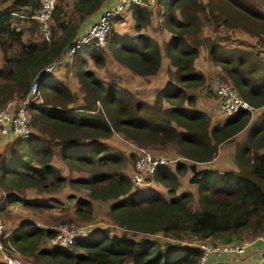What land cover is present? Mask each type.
<instances>
[{"label": "trees", "instance_id": "obj_1", "mask_svg": "<svg viewBox=\"0 0 264 264\" xmlns=\"http://www.w3.org/2000/svg\"><path fill=\"white\" fill-rule=\"evenodd\" d=\"M64 1L56 4L50 40L32 19L40 0H11V6L0 11V55L4 61L0 67V109L14 99L24 98L34 81L39 83L42 99V103L34 102L27 109L32 137L8 139L5 154L0 155V190L6 193L0 205L10 199L25 202L9 194H24L28 188L40 194L58 193L66 187L86 190L85 197L75 193L68 196L76 198L75 215L91 219V200L111 201L109 219L122 231L111 235L101 228L69 246L45 247L44 239L56 233L54 224L68 218L63 212L52 228L24 225L2 238L3 242L10 240L32 264H198L202 250L196 241L228 242L263 233L264 59L256 49L217 44L222 40L233 42L229 36L212 39L204 33L206 26L213 31L237 29L264 45L260 0H203L204 7L199 0H157L156 9L164 10V27L172 36L163 44V52L174 71L168 73V86L157 93L151 105L87 70L89 62L84 56L103 69L110 52L118 65L135 75L145 79L156 75L161 66V46L144 33L153 8L148 3L132 8L133 36H119L110 27L104 48L90 47L84 54L74 55L73 61L56 67H74L79 82L78 92H74L54 76V70L49 74L45 70L63 58L78 39L85 19L100 13L108 0H77L72 11L78 21L69 19ZM25 33L31 36L28 41ZM39 34L41 39L37 40ZM239 45L247 47L241 42ZM202 47L220 69L217 78L229 83L255 111L263 109L262 118L252 124L247 140L236 144L237 168L224 173L199 170L196 165L214 159L219 144L231 141L250 124L251 112H236L224 124L212 126L209 116L196 108L197 99L187 90L207 83L193 66ZM114 135L138 147L177 146V153L189 163L178 162L174 169L161 166L153 177L167 188L170 199L133 187L124 169L136 155L111 147L106 140ZM55 155L80 176H65L52 163ZM187 171L192 173L190 182L198 188V209L188 206L190 193H176L178 178ZM30 206L49 208L46 202ZM153 235L171 242L147 238ZM185 237L189 240L184 241ZM0 264L6 263L1 259Z\"/></svg>", "mask_w": 264, "mask_h": 264}, {"label": "crops", "instance_id": "obj_2", "mask_svg": "<svg viewBox=\"0 0 264 264\" xmlns=\"http://www.w3.org/2000/svg\"><path fill=\"white\" fill-rule=\"evenodd\" d=\"M117 1L118 0H108L107 3L105 4V6L101 9V12L113 8L114 4L115 5L117 4ZM155 1L148 0L147 5L151 6V8H152ZM131 11H132V9L123 11L120 14V17L123 18V16L129 12V15L131 18V13H132ZM101 12L95 14L91 18L85 19V21L83 22V27L81 28V30L79 32V35L83 34L88 29V27L90 25L95 23L97 18L100 16ZM115 22H118V21H114V23L112 25L114 27V29H116L117 27H120L117 25H119L121 23V22H118V23H115ZM121 25H123V24H121ZM148 28L149 27H147V29ZM147 29L145 31H147ZM132 30H133L132 34L135 33L133 28H132ZM161 32H163V34L159 33L158 37L154 38L157 41V43L161 46V51H162V59H161L160 69L156 75L147 79L148 82H144V84H147V87L144 88L145 89V97H142V98H139V96L137 97L138 99H140V100H142L145 103L150 104V105L155 102L157 93L168 86V83H169L168 73L170 71H172V72L174 71V68L171 66L169 59L165 56V54L162 50V44H165L166 42H168L172 38V36L170 33L165 32V30H162ZM241 37L243 38V41L241 42V44L247 43L248 45L251 46V48H245L242 45L238 46L239 42L237 40H234L233 42L232 41L231 42H225L222 40L217 44L220 46H224L225 44H228V46L243 48L246 50L256 49L260 52L261 57H264V50H263L264 45L261 46L260 44H258L256 41V38H251V37L247 36L246 34H243ZM252 47H254V48H252ZM201 49H200L199 57L194 61L193 66L197 72L202 73V75L207 80H210L214 74L217 77L220 69L218 67L214 66V64L212 62H210L211 69H203L204 64H201L199 66L200 61L203 58H207L206 54ZM84 59H86V58L84 57ZM65 64H67V62ZM207 64H209V63L205 62V65H207ZM0 67H2V65H0ZM70 67H71V65H70ZM59 69H60L59 74H57L56 72ZM54 73H55L54 76L57 77L60 81L64 82L66 85H68L74 92L75 91L78 92L79 88L74 90L73 87L70 85V83L73 79H75L76 82H78V80L75 77L74 73H72V72L70 73L67 70V68H65V65L57 68L54 71ZM124 75L130 76L129 73L124 74ZM214 86L215 85H213V87ZM128 90L131 91L129 88H128ZM132 93H134V92H132ZM211 93L213 94L212 99L214 101H216V103L218 104V102L215 98V93L212 92V90H211ZM81 96L82 95L80 94L79 97H81ZM197 102H196V104H197ZM79 104H80V102H79ZM217 106L219 107V104ZM165 107H168V105H166ZM196 107H197V105H196ZM197 109L202 111V112H205L209 116L212 126L216 125V124L222 125L226 122V120L228 118V116L225 115L221 111L220 108H218V110L215 109L214 114L211 112H207L203 109H200L198 107H197ZM262 114H263V109L257 110L256 112L255 111L252 112L250 124L244 130H242L240 133L235 135L231 141L223 142V143L219 144L215 158L209 162L197 163L198 164L197 169H199V170H203V169L216 170L219 173H224L225 171L232 170V169L235 170L237 168L235 165V161H234L236 144L237 143L241 144L243 141L247 140V137L249 135V131H250L252 124L258 123L259 120L262 118ZM114 136H118V135H114ZM108 140H110V139H108ZM108 140H106V142ZM9 143H10L9 140L0 139V155L5 154L6 148H7ZM262 151H264V149ZM172 158L176 159V162L170 166L172 168L178 162H181V161H184L186 163L189 162L185 158L181 157L177 153V151L175 152V155ZM52 163L55 164L56 166L60 167L63 171V174L65 176H67L68 178L78 177L77 175L79 173L71 172L69 170L67 164L59 156L55 155L52 159ZM132 170H133V167L131 169L130 166H127L124 169V172L130 177ZM189 175H190V173H189V171H187L185 173V175L181 176V177L186 176L187 178H189ZM151 183L145 185L141 189L150 190V188H148V186L151 185ZM154 183H155V181H154ZM156 185H158L159 187L157 188V190L155 192L162 195L163 194L162 191H164L166 187H164L160 183L156 184ZM73 193H74L73 190L69 187H66L61 192L54 193V194H50V193L40 194L34 188L26 189L24 194H18V192H11L9 194L10 197L24 198L25 202H23V200L19 201V200L10 199V202H8V200H7V203L5 205H3V206L0 205V207L2 206V208H3L2 214H4L3 218H4V222H5L4 237L6 238V237L12 235L21 226L30 225L33 223L39 227L52 228L53 226H51V225L54 223V220L61 215V212H59V213L57 212L56 207H52L53 203H54L53 201H55L54 198H57L58 200H60L62 205L66 208V210L69 211L70 213L74 214V211L76 209L75 201L72 202L68 198V196L70 194H73ZM162 196L164 197V195H162ZM3 197H4L3 192L0 190V200H2ZM43 198H45V199H43ZM50 200H52V202H50ZM44 201L46 203H48L49 208L37 209V208L30 206L32 204L42 203ZM97 202H103V201L91 200L93 213L95 211V206H97ZM110 202L111 201L107 202L108 205ZM104 203H106V202H104ZM17 214H18V216H17ZM35 216H37V217L35 218ZM34 218H35V220H34ZM95 227H96V225L93 224V227L89 229V235H91L92 233H94L95 230H97ZM115 227L118 228L120 230V233H121V231H122L121 228H119L117 226H115ZM114 234H118V233L114 232ZM111 235H113V234H111ZM251 238L252 237H250V236H246V237L242 236L240 238H233V240H230L228 242L227 241H221L218 243H236L238 241L249 240ZM44 242H46V244L48 246L49 245V238L46 237L44 239ZM196 242L199 243V241H196ZM1 259L4 260L3 255H2V251L0 249V260ZM206 264H264V242L254 241L252 244H250L248 247H246L245 251L241 254H234V253H227V252L220 253V254L210 253L207 256Z\"/></svg>", "mask_w": 264, "mask_h": 264}, {"label": "built area", "instance_id": "obj_3", "mask_svg": "<svg viewBox=\"0 0 264 264\" xmlns=\"http://www.w3.org/2000/svg\"><path fill=\"white\" fill-rule=\"evenodd\" d=\"M58 0H40V8L36 10L32 19L36 20L42 28V33L46 40L51 38V29L54 23L53 13ZM147 0H118L117 4L101 13L94 24L80 34L74 44L66 51L63 58L57 63L52 64L45 70L46 74L59 65L73 61L74 55L85 52L90 47L104 48L107 43V37L110 32L112 21L124 10H131L136 6H144ZM215 98L219 104L221 111L227 115L247 110L254 112L255 110L243 99H241L232 86L222 80H218L215 84ZM42 103L39 83L34 81L29 93L22 99L10 101L6 106L0 109V139L15 140L17 138H30L33 131L29 126L30 119L27 114L28 107L34 103ZM133 146L136 154L133 170L130 175L131 183L135 189H140L145 185L153 182L156 170L161 166L170 167L176 162V159L167 157L162 154H153L143 147ZM3 195H6L3 192ZM93 227V223L80 224L76 222L60 223L54 229L56 233L49 239L51 246H69L79 237H87L89 229ZM5 222L0 213V249L6 264H23L20 253L11 244L10 240L5 244L4 238ZM254 241L264 242V232L253 236L249 240H241L236 243H218L214 240H207L197 243L196 245L202 250L198 264H206L207 256L210 253H234L241 254L246 247Z\"/></svg>", "mask_w": 264, "mask_h": 264}, {"label": "rangeland", "instance_id": "obj_4", "mask_svg": "<svg viewBox=\"0 0 264 264\" xmlns=\"http://www.w3.org/2000/svg\"><path fill=\"white\" fill-rule=\"evenodd\" d=\"M148 1V0H147ZM155 1V0H152ZM74 2H76V0H65L64 1V5L66 6L67 11L69 12V19L73 20V21H78L76 19V17L73 16V5ZM156 2L155 1L154 5H153V9H152V14H151V21H150V25L149 28L147 29V31H144L145 35L152 37L153 39L158 37L159 33L162 30H165L164 27V23L161 17L162 12H164V10L162 9H156ZM204 2V1H203ZM9 6H11V0H9L8 2H1L0 0V11H6ZM115 6V4H114ZM259 8L264 11V0H260V4H259ZM125 11V10H124ZM101 13H104V11H102ZM118 21L121 22L119 25L120 27H117L116 29H114L113 25V21ZM112 21L111 27L117 32V34L119 36H124L127 35L128 36H133L134 33L132 34L133 30V22L130 18L129 12L122 17H118L115 18ZM115 22V23H118ZM123 24V25H121ZM83 27V25L81 26V28ZM166 32V30H165ZM205 35L214 39V38H222V37H227L229 36L230 38H233L234 40H237L238 42H242L243 38L241 37L243 35L242 31L240 30H231V31H226L224 29H219V30H215L213 31L212 28H208V26H206L205 31H204ZM31 38L29 33H25V40H29ZM40 34L37 35V40H40ZM155 40V39H154ZM245 45H247L248 48L250 45H248L247 43H244ZM254 48V47H252ZM162 50H163V44H162ZM207 56V58H203L200 61V64H204L203 65V69H211L210 66V62L211 59L208 55V52L206 51L205 47H202L201 49ZM264 50V49H263ZM84 54V53H83ZM88 62L89 65L86 66V69L89 71H92L97 77L101 78L105 83H114L119 85L120 87H124L126 89H130L132 92H134L135 97L137 98L139 96V98L145 97V87H147V84H144V82H148V78L145 79L143 77L137 76L134 73H132L131 71L127 70L126 68L118 65L114 60L113 57L111 55V53L109 52L108 54H106V66L103 69H99L96 68L92 61L89 60L87 56H84ZM264 59V57H262ZM209 60V61H208ZM3 57L2 55H0V65L3 64ZM205 62L209 63L207 65H205ZM63 65V64H62ZM59 68V67H58ZM65 68H67V70L71 73H76L75 70H73V66H65ZM56 70V68L54 69V71ZM60 69L56 72L57 74H59ZM129 73V75H124ZM169 80V79H168ZM219 79L216 77V75L214 74L212 76V78L210 80L206 79V85L204 87H200V88H193V89H186L187 92L191 95H194L197 99V107L200 109H203L207 112H211L214 114L215 109L218 110V104L216 103V101H214L212 99L213 94L211 93L214 92L215 90V86L213 87V85L216 84V82ZM70 85L73 87L74 90H76L77 88H79V83L76 82L75 79H73L70 83ZM143 88V89H142ZM160 92V91H159ZM137 95V96H136ZM19 99V98H17ZM15 100V99H14ZM163 103V107H165L167 104L166 102H162ZM196 107V108H197ZM256 112V111H255ZM211 121V120H210ZM107 143L116 149H119L121 151H123L126 155H129L130 153H134L133 151V143L131 141L128 140H124L121 136H113L110 138V140L107 141ZM145 149H147L149 152L153 153V154H162L165 155L167 157L172 158L175 155V152L177 151V146L174 144H169L165 147H143ZM135 154V153H134ZM136 155V154H135ZM136 157L133 158L132 163L135 162ZM132 163L127 164V166H130L131 169L134 166V164L132 165ZM189 163V162H188ZM196 167H198V164L196 165ZM174 169V168H173ZM76 173V172H75ZM190 173V172H189ZM77 175V174H76ZM185 175V174H184ZM184 175H180L179 179V185L177 187V194H181V193H190L191 197L188 201V206L191 209H198L199 208V202H198V188L196 184H193L190 182V179L192 177V173H190L189 178L185 177H181ZM80 176V173L77 175ZM155 181V180H154ZM151 183V185L148 186V188H150V190H148L149 192H154L157 190V188L159 187L156 184H159L155 181ZM191 184V185H190ZM196 185V186H195ZM162 189V188H161ZM163 190V189H162ZM73 192L76 194V196H87V191L86 190H73ZM162 195H164V197L166 199H170L171 195L168 193L167 189L165 188L164 191H162ZM80 194V195H79ZM46 198V197H45ZM43 198V199H45ZM37 200V199H36ZM72 202H76V198L75 199H70ZM45 202V201H44ZM42 202V203H44ZM50 202H52V200H50ZM53 206L52 207H56L57 212H61V214L64 212L67 214L68 218L65 219V221H61L59 223H55L54 227H56L57 225H59L60 223H65V222H76V223H80V224H86V223H93L94 225H96V229H106L110 232V234H114V232H117V235H120V230L118 228H116L114 226L113 223H111V220L109 219V205L108 203H104V202H97V206H95V211L94 213H92L91 219L85 220V219H79L78 216L75 215L73 213H70L69 211L66 210V208L62 205V203H57L55 201H53ZM40 209V208H37ZM2 216H4V214H2ZM18 216V214H17ZM37 216H35L36 218ZM11 218V217H10ZM34 218V220H35ZM136 239H139L140 235H133ZM147 238H153V239H158L161 240L162 242H171V240L165 239L160 235H156V236H147ZM185 240H189L188 237L184 238ZM44 246L46 247L47 244L46 242H44ZM20 258L22 260V263L24 264H32L30 259L27 256H23V254H20Z\"/></svg>", "mask_w": 264, "mask_h": 264}, {"label": "water", "instance_id": "obj_5", "mask_svg": "<svg viewBox=\"0 0 264 264\" xmlns=\"http://www.w3.org/2000/svg\"><path fill=\"white\" fill-rule=\"evenodd\" d=\"M199 2H200V4H201L202 7L205 6L203 0H199Z\"/></svg>", "mask_w": 264, "mask_h": 264}, {"label": "clouds", "instance_id": "obj_6", "mask_svg": "<svg viewBox=\"0 0 264 264\" xmlns=\"http://www.w3.org/2000/svg\"><path fill=\"white\" fill-rule=\"evenodd\" d=\"M154 181V180H153Z\"/></svg>", "mask_w": 264, "mask_h": 264}]
</instances>
